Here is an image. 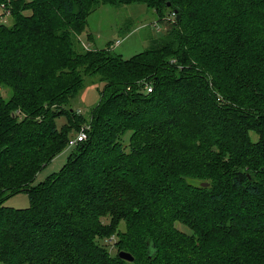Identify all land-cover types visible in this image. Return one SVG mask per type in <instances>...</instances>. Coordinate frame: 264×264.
Wrapping results in <instances>:
<instances>
[{"label": "trees", "instance_id": "obj_1", "mask_svg": "<svg viewBox=\"0 0 264 264\" xmlns=\"http://www.w3.org/2000/svg\"><path fill=\"white\" fill-rule=\"evenodd\" d=\"M130 2L159 40L128 59L82 43L91 11ZM1 4L0 264H264V0ZM86 76L104 84L89 116L70 101ZM20 191L28 207L2 204Z\"/></svg>", "mask_w": 264, "mask_h": 264}, {"label": "rangeland", "instance_id": "obj_2", "mask_svg": "<svg viewBox=\"0 0 264 264\" xmlns=\"http://www.w3.org/2000/svg\"><path fill=\"white\" fill-rule=\"evenodd\" d=\"M166 18L172 21L173 13H168L165 20H167ZM158 19L155 9L141 2L101 4L87 16V26L80 35V40L88 48L101 49L110 46L113 53L119 54L123 59H128L160 39L163 29L168 24L164 23V20L161 22ZM9 20L10 16H7L5 22H9ZM84 82V87L70 101L75 111L79 110L78 112L83 116H89L91 109L100 98L104 84L89 76L85 77ZM141 83L144 86L149 81L141 80ZM209 112V107L203 106V113ZM64 122L63 117L56 119L58 127H61ZM251 137L254 139L255 135L253 134ZM73 147L66 144L60 152L36 172L31 184H40L46 181L51 174L59 171L67 162ZM2 204L12 208H25L29 206L30 201L28 194L25 191H20L5 198ZM104 222L107 223L105 219ZM178 227L186 230L182 225L178 224ZM120 228L123 229L122 223ZM110 239L112 242L114 241L113 236ZM115 251L116 249H113V252Z\"/></svg>", "mask_w": 264, "mask_h": 264}, {"label": "built area", "instance_id": "obj_3", "mask_svg": "<svg viewBox=\"0 0 264 264\" xmlns=\"http://www.w3.org/2000/svg\"><path fill=\"white\" fill-rule=\"evenodd\" d=\"M2 7V12L0 13V21L5 22L6 17L10 15V9L4 6L3 4L0 5ZM144 88L147 92L152 90V86L150 83H145ZM87 129L88 125L83 124L76 130L75 134L68 140L69 146H74L77 142L83 141L87 137Z\"/></svg>", "mask_w": 264, "mask_h": 264}, {"label": "water", "instance_id": "obj_4", "mask_svg": "<svg viewBox=\"0 0 264 264\" xmlns=\"http://www.w3.org/2000/svg\"><path fill=\"white\" fill-rule=\"evenodd\" d=\"M167 5H169V3H167ZM207 185H208L207 182L203 183V186H207ZM117 254L120 258L127 260V261H132L134 259L133 255L129 251H126V250H119Z\"/></svg>", "mask_w": 264, "mask_h": 264}]
</instances>
